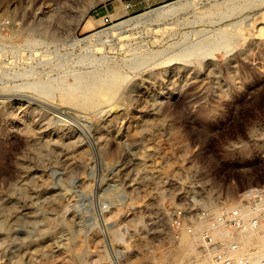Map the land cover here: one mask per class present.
I'll use <instances>...</instances> for the list:
<instances>
[{"label":"rangeland","instance_id":"374dc122","mask_svg":"<svg viewBox=\"0 0 264 264\" xmlns=\"http://www.w3.org/2000/svg\"><path fill=\"white\" fill-rule=\"evenodd\" d=\"M116 1L0 0V264H211L264 186V0Z\"/></svg>","mask_w":264,"mask_h":264},{"label":"built area","instance_id":"2783aa9c","mask_svg":"<svg viewBox=\"0 0 264 264\" xmlns=\"http://www.w3.org/2000/svg\"><path fill=\"white\" fill-rule=\"evenodd\" d=\"M129 7V4L127 5ZM104 24L113 22L110 15L103 16ZM210 226L202 232L203 251L209 257L211 264H253V252H243L238 239H220L213 234L218 228L228 234L241 235L255 232L264 224V186L249 192V196L242 198L237 204L226 208L217 215L208 217ZM190 218L177 216L172 221V228L176 237L183 230L193 233ZM264 264V262L260 263Z\"/></svg>","mask_w":264,"mask_h":264},{"label":"crops","instance_id":"0c3cea01","mask_svg":"<svg viewBox=\"0 0 264 264\" xmlns=\"http://www.w3.org/2000/svg\"><path fill=\"white\" fill-rule=\"evenodd\" d=\"M127 3L129 4V7H127ZM141 4V5H140ZM124 7V8H123ZM149 7V3L147 0V3L143 5V0H117L112 6L111 10L113 13L110 11L109 14H114L118 9L121 11V15L125 16L129 13H133L139 10H143ZM104 11V10H103Z\"/></svg>","mask_w":264,"mask_h":264},{"label":"bare ground","instance_id":"6f19581e","mask_svg":"<svg viewBox=\"0 0 264 264\" xmlns=\"http://www.w3.org/2000/svg\"><path fill=\"white\" fill-rule=\"evenodd\" d=\"M14 46V45H13ZM11 47V46H10ZM13 48V47H12ZM76 84H78V83H76ZM75 84V85H76ZM38 85V84H37ZM71 86V85H70ZM75 87V86H74ZM23 88V87H22ZM48 88V87H47ZM71 88H73V86L71 87ZM66 90H67V88H65ZM65 90V91H66ZM41 91V90H40ZM67 91H69V88H68V90ZM69 93V92H68ZM17 96V95H16ZM71 97V96H70ZM72 99H73V97H71ZM78 98V97H77ZM67 99V98H66ZM70 99V98H69ZM53 105V104H52ZM59 108V107H58ZM104 127V126H103ZM99 130V129H98ZM97 130V131H98ZM100 131V130H99ZM98 131V132H99ZM98 137V135L95 137V138H97ZM70 173V172H69ZM256 189H258V188H253V189H250L249 191H247V193H249V192H251V191H253V190H256ZM262 231V232H261ZM253 233H256V231L255 232H252L251 234H253ZM260 233V234H259ZM258 233V235H257V237H256V241H254V243L252 242V239H251V241L250 242H252L253 244H258V245H261L263 242H264V224L263 225H261L260 226V232ZM253 236V235H252ZM246 238V237H245ZM250 240V238L248 239V241ZM254 240V239H253ZM248 244V243H247ZM244 245H246V243L244 242V243H242V245L241 246H244ZM207 261V260H206ZM262 262H264V249L263 250H261V249H257L256 251H254L253 252V264H260V263H262ZM209 263H210V261H209ZM197 264H200L199 262L197 263ZM201 264H205V263H201Z\"/></svg>","mask_w":264,"mask_h":264}]
</instances>
